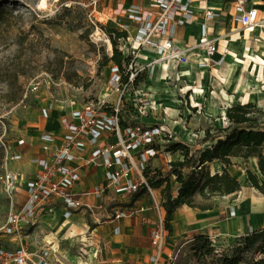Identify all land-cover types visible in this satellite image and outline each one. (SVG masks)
<instances>
[{
	"label": "rangeland",
	"instance_id": "obj_1",
	"mask_svg": "<svg viewBox=\"0 0 264 264\" xmlns=\"http://www.w3.org/2000/svg\"><path fill=\"white\" fill-rule=\"evenodd\" d=\"M103 4L104 0H100L94 9L89 0H0V147L4 152L5 144L9 153L24 154L20 162H10L12 170L23 171L25 166L31 165L32 168L28 172L33 174L36 171V165L29 163V159L43 155L39 136L46 132L49 117L44 118L42 115L51 101L55 107L50 115L54 112L59 114L55 130L67 121L71 106L81 104L98 106L101 103H106L110 109L118 108L122 113L121 121L127 124L137 121L145 127L159 126L164 129L165 136L157 140L158 153L154 157L156 159L150 161V166L161 169L162 173L168 171L169 163L165 161L169 159V155L175 154L176 160L183 158L179 151L176 153L167 151L168 143L171 141L186 143L191 153L197 155L199 150L210 142H204V133L198 134V131L209 128L212 129V135H217L211 119L203 114L200 99L190 95L191 90L183 92L178 90L177 82L180 81H172L173 84L176 83L174 87L178 85L176 88L164 84L160 89H156L150 81L153 73L148 70L144 81L137 86L118 87L117 79L113 77V63L105 61L106 56L110 57L112 47L108 35L101 29L100 24L116 26L110 19L106 23L102 22ZM254 29L235 27V31L225 37L223 46L219 49L222 56L231 51L225 48L228 47V43L239 38L245 39L239 32L248 35ZM230 32L229 29L225 34ZM246 40L248 44L256 45L254 53L249 55L253 58H256L257 54L264 55V37L262 44L255 42L251 36ZM243 67H247L245 71L248 73L254 70V65H250V62H246L239 69ZM32 81L40 82L36 92L26 90L28 83ZM166 89H170L174 97L170 94L166 96L167 98L161 97L160 94L167 93ZM170 98L179 105L174 107L173 114H170L169 110L167 112L163 105ZM259 107L264 108V105ZM225 123L219 125L226 126ZM258 124L264 127V118L261 116H258ZM55 130L52 129L54 133ZM183 130L193 136V142L181 133ZM20 138L25 140L21 147L16 145ZM110 139L114 140L113 135L109 136ZM231 162L228 170L237 179H246L247 168L261 176L250 158L247 162L242 158H232ZM209 168L215 173L220 164L213 162L209 164ZM2 170L0 157V174ZM189 171L185 169L184 173ZM171 185L175 194L179 185L175 182L174 176L171 177ZM17 191L14 196L8 195L0 182V245L16 247L24 244L36 255L41 252L43 246L48 245L44 244L45 242L40 243L44 236L42 228L38 227L45 219L41 217L42 215L37 214L33 223L29 225H25L23 220L19 219L16 231L7 232L10 226L9 217L19 215L27 201L25 188L19 185ZM157 193L160 194L159 190ZM129 199V196L120 199L117 197L101 203V207L84 212V217L75 222V232L78 238L82 237V242H77L74 246L62 243L61 248L78 255L83 261L87 262V258L90 259L91 264H113L109 260V255L114 244L107 224L110 222L114 207L131 206ZM195 202L198 203L196 200ZM140 203L150 206L145 195ZM93 228H97L94 233ZM46 230L51 232L50 229L49 231L44 229V232ZM29 235L31 236L27 237ZM190 242L179 249V253H174L172 259H161L157 264L213 262L211 256L201 259V262L194 257L189 248ZM166 249L167 245L164 243L163 250L167 253ZM87 251H91V257ZM153 255L154 252L151 257ZM259 258L260 256L256 257ZM61 260L64 264H72L63 258ZM147 262L152 264L151 259Z\"/></svg>",
	"mask_w": 264,
	"mask_h": 264
},
{
	"label": "built area",
	"instance_id": "obj_2",
	"mask_svg": "<svg viewBox=\"0 0 264 264\" xmlns=\"http://www.w3.org/2000/svg\"><path fill=\"white\" fill-rule=\"evenodd\" d=\"M100 0H89L94 9ZM203 0H153L154 11L146 12L139 5L126 8L125 17L136 24V32L130 37V25L120 22V30L127 31L128 37L124 45L125 53H131L133 66L137 71L146 70L151 73L155 65L168 68L172 64L179 73L176 81H180L183 71L181 65L193 64L195 69L204 70L211 65L224 61H215L212 56L218 50V37H212L210 24L219 15L215 9L201 6L196 10L194 4ZM230 5L235 17L242 27H264V18L260 17L258 0H221ZM196 17L201 19L199 37L193 45H179L175 42L176 30L187 23H193ZM144 48L155 51L149 61H139V55ZM113 77L120 86L119 71L112 65ZM136 72L131 73V81ZM39 81L28 83L26 90L36 92ZM183 92L184 87H179ZM188 90V89H187ZM186 91V90H185ZM194 88H192L193 94ZM54 102H50L43 110V117L48 118L54 109ZM106 103L98 106L81 104L71 106L67 121L59 127L57 133L46 131L39 136L43 155L29 159V163L36 165V171L12 170L10 162L23 160V153H9L3 145L4 156L1 161L2 173L0 182L10 196H14L19 185L26 191L27 201L19 215L9 217L8 233L16 231L19 219L25 225L33 223L40 211L55 212L61 210L64 217H69L82 208L92 210V206L82 202L74 191H85L83 196L93 195L99 200L96 207L115 198L131 196L141 185L146 187L145 196L150 208L155 214L156 224L150 233V240L154 249L151 257L152 264L161 262V253L165 243L164 216L161 198L152 189L143 176V171L150 165V161L157 156V140L163 138L164 129L159 126L145 127L139 122L127 124L121 121L122 113L118 108L107 109ZM163 133V134H162ZM114 140H109V136ZM160 137V138H159ZM25 144L23 138L18 139L17 146ZM104 169L101 181L94 183L90 189L79 190L82 169ZM144 196L135 201L129 208L116 206L112 217L120 219L132 215L139 209L134 208ZM21 216V217H20ZM0 264H64L54 255L50 246L42 247L41 252L33 254L28 246L21 244L16 247L0 245Z\"/></svg>",
	"mask_w": 264,
	"mask_h": 264
},
{
	"label": "crops",
	"instance_id": "obj_3",
	"mask_svg": "<svg viewBox=\"0 0 264 264\" xmlns=\"http://www.w3.org/2000/svg\"><path fill=\"white\" fill-rule=\"evenodd\" d=\"M152 2L153 0H104L102 12L105 16H102V22L106 23L108 19L113 20L116 27H119L120 22H125L130 25L129 35L133 37L136 32V24L126 19V8L134 4L141 6L146 12L154 11L155 9L151 5ZM256 3L260 10V17L264 18V2L258 0ZM211 4H214V6ZM201 6L213 8L219 13L210 24V35L212 37H219L218 50L212 58L215 61H219L220 59L223 60V56L219 49L223 46L222 43L225 37H228V35L230 36L231 33L235 31V27L242 26L235 17L234 9L230 5L223 4L221 0H213V2L212 0H203L202 2H196L194 4L196 10L201 9ZM200 23L201 19L196 17L193 23H187L178 27L176 30L175 42L179 45L195 44L199 37ZM228 28L231 32L226 35L225 33L229 30ZM253 28L255 29L249 32L248 35L244 32H239L245 39L239 38L236 41L228 43V47L224 46L226 50H231L224 55V61L213 64L210 68L204 70L195 69L192 63L180 66V70L183 71V74L180 82H177V84L179 83V87H184V90L188 89L189 91L191 90V92L192 88H194L192 96L195 99H200V104L203 105V114L206 118L211 119L214 126L213 128L225 127L219 125L223 122H226L225 124L227 125L225 117L227 106L239 102H252L257 106L264 105V55L257 54L256 58L249 55L250 53H254V46L256 45L248 44L246 40V38L249 39L251 36L255 42L262 44L264 27L254 26ZM241 42H244V45L241 47V53L238 54L240 60L236 65L232 66L227 56L229 53H233L235 44H241ZM261 48L262 47H260V49ZM258 51L260 50L258 49ZM154 56H156L154 49L144 48L139 55V61L146 63ZM246 62H250V65H254L253 72L248 73V71H245L247 67L239 69ZM152 73V80L150 81L156 89H160L164 84L165 86L173 88L178 86L174 87L173 85H176V83H172V81H176V77L179 76V73H177L172 64L168 65V68L165 69L162 68L161 65H155L152 69ZM172 76L174 77L172 78ZM202 87H205V89H202ZM169 90H167V93L160 94V96L166 97L170 94L174 97L172 91ZM202 98L203 100L201 101ZM165 102L166 103L163 105L167 108V112L169 110L170 114H173L175 110L174 107L178 105L177 102L171 100V98ZM208 105H211L212 109H209ZM261 128L264 127L262 126ZM52 129L55 130V128L48 129L46 126L45 131H52ZM59 129L58 127L55 133H57ZM202 133H204V129L198 131V134ZM209 145L210 142L206 146ZM250 159H252L256 165V159ZM175 160L176 159H171L169 157L165 162L169 163ZM30 168H32V166L27 165L24 170L28 171ZM103 174V168L82 169L80 171L81 181L77 188L79 190L90 189L94 183L102 180ZM238 181L240 182V190L235 193L212 196L208 199L202 198L200 194L195 195L194 199L198 203L208 205L210 208L202 210L197 207L183 205L172 214L170 218L171 230L169 232L167 231L165 235L166 250H168V252L166 253L162 250L161 259H172L173 254L179 253V249L189 243L192 236L197 233L208 235L216 246H225L236 242V238L241 235H245L254 229L264 228V196L251 187L250 184L246 182V179H238ZM74 192L76 195L80 196L82 202L93 208L99 203V200L93 195L83 196L82 193L85 191ZM107 200H110L109 196H107ZM134 206L136 209L137 207L139 208L135 213L120 219H114L111 214L110 222L107 224V230L110 232L114 244V248L109 255V260L112 261L113 264H147V260L151 259V254L154 252L150 240V233L156 224L155 214L150 206L147 207L143 203H136ZM87 211L88 210L82 208L69 217H64L61 210L52 213H48L45 210L39 212L40 214L38 213V215H42L41 217L45 218L41 222V225L38 226L42 228L44 233L40 243L45 242L44 244H48V246L51 245L50 248L54 251V255L60 260L63 258L67 261L69 256L78 258V255L61 248L60 244L63 243L62 237L66 235L61 228L62 224H58L57 220L62 217L63 224L70 221L71 225L68 228V232H75V222L83 218L84 212ZM57 212H59L60 216L57 215ZM53 216L55 217L52 218ZM71 217L74 218L69 220ZM44 229H48V231L50 229L51 232H47V230L44 232ZM96 230L97 228H93L92 233L96 232ZM30 236L31 235L27 237ZM57 236H59V238ZM69 240L68 242H70V244H68V246H74L77 242H82L83 239L82 237L78 238L76 233L74 238L72 237Z\"/></svg>",
	"mask_w": 264,
	"mask_h": 264
},
{
	"label": "trees",
	"instance_id": "obj_4",
	"mask_svg": "<svg viewBox=\"0 0 264 264\" xmlns=\"http://www.w3.org/2000/svg\"><path fill=\"white\" fill-rule=\"evenodd\" d=\"M264 2V0H262ZM101 29L108 35L112 53L106 56V63H113L118 68L120 86H137L146 78L147 71H137L135 67L129 68L132 62L131 53H125L124 45L128 37L127 31L116 27H108L100 24ZM136 72L134 78L129 81L131 73ZM110 109V107H107ZM258 116L264 118V108L252 102L236 103L226 107L225 117L227 125L214 128L217 135H212V129H204L203 141H210V145L199 150L198 154L191 153L188 144L181 141H171L167 144V151L180 152L182 160L169 162L167 173L161 169L148 165L143 171V176L148 185L159 190L161 205L164 209V229L170 231V218L181 206L197 207L199 209L210 208L208 205L196 203L195 194L208 199L212 196H222L235 193L240 190V182L229 172L232 158L256 159L258 173L250 168L245 170L246 182L264 196V128L258 124ZM4 152L0 147L1 161ZM218 162L219 172L212 173L209 164ZM189 169L188 173H184ZM179 185L174 194L171 177ZM146 193V187L141 185L133 192L129 199L132 205ZM190 251L198 260L211 256L213 262L202 264H264V228L254 229L245 235L236 238L231 245L216 246L214 241L206 234H194L189 244ZM260 256L259 259H256Z\"/></svg>",
	"mask_w": 264,
	"mask_h": 264
},
{
	"label": "bare ground",
	"instance_id": "obj_5",
	"mask_svg": "<svg viewBox=\"0 0 264 264\" xmlns=\"http://www.w3.org/2000/svg\"><path fill=\"white\" fill-rule=\"evenodd\" d=\"M212 2H213V0H212ZM255 27H260V26H255ZM243 45H244V42H241V44H238V43L235 44V48H234L233 53H229V55L227 56V59L231 63L232 66L233 65H236L238 63V61L240 60L238 54L241 53V50H242L241 47ZM208 108L209 109H212V106L211 105H208ZM58 116H59V114L57 112L56 113L54 112L53 114H51L49 116V118L47 119V127H48V129L49 128L51 129V128H56L57 127L56 119H57ZM181 133L183 135H185V136H188V138L193 142V136H191L188 131L183 130V131H181ZM169 157L171 159H175V154L169 155ZM216 171L219 172L221 170H220V168H217ZM57 215H59V212H57ZM54 217L55 216H53L52 218H54ZM73 218L74 217H71L69 220H72ZM57 221H58L57 222L58 224H62V227L61 228L65 232V235H66V236L62 237L63 238V243L70 244V242H68V241H70L69 239L72 238V237H74L76 235V233L73 232V231H71V233L68 232V228L71 225L70 224V221L68 223H64L63 224L62 223V221H63V218L62 217H60V219H58ZM57 237L59 238V236H57ZM31 249H32V247H31ZM87 253L90 255V257L92 256V254H91L90 251H87ZM89 260L90 259L87 258V262H86V261L81 260L80 257L76 258L75 256H69V258H67V261L70 262V263H72V264H91Z\"/></svg>",
	"mask_w": 264,
	"mask_h": 264
},
{
	"label": "water",
	"instance_id": "obj_6",
	"mask_svg": "<svg viewBox=\"0 0 264 264\" xmlns=\"http://www.w3.org/2000/svg\"><path fill=\"white\" fill-rule=\"evenodd\" d=\"M217 172V171H216Z\"/></svg>",
	"mask_w": 264,
	"mask_h": 264
}]
</instances>
